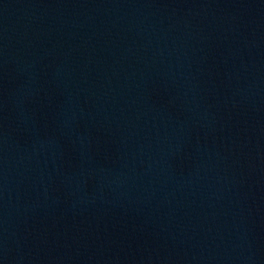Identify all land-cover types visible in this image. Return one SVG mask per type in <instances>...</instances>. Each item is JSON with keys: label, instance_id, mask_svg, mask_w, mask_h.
Here are the masks:
<instances>
[{"label": "water", "instance_id": "obj_1", "mask_svg": "<svg viewBox=\"0 0 264 264\" xmlns=\"http://www.w3.org/2000/svg\"><path fill=\"white\" fill-rule=\"evenodd\" d=\"M0 264H264V0H0Z\"/></svg>", "mask_w": 264, "mask_h": 264}]
</instances>
